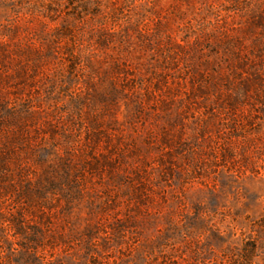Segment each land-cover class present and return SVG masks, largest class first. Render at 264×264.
<instances>
[{"label":"rangeland","instance_id":"rangeland-1","mask_svg":"<svg viewBox=\"0 0 264 264\" xmlns=\"http://www.w3.org/2000/svg\"><path fill=\"white\" fill-rule=\"evenodd\" d=\"M0 264H264V0H0Z\"/></svg>","mask_w":264,"mask_h":264}]
</instances>
